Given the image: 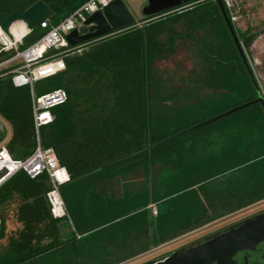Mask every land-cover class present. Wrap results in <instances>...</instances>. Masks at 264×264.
Listing matches in <instances>:
<instances>
[{
	"label": "trees",
	"instance_id": "obj_1",
	"mask_svg": "<svg viewBox=\"0 0 264 264\" xmlns=\"http://www.w3.org/2000/svg\"><path fill=\"white\" fill-rule=\"evenodd\" d=\"M86 1L0 0V24L15 11L44 3L51 12L34 24L24 48L46 32L41 23L56 25ZM186 5L142 28L84 46L64 57V71L35 83L38 95L55 89L67 94L64 104L51 109L53 121L40 129L41 147L52 149L70 175L59 187L67 216L55 219L50 213L46 173L34 179L23 171L16 173L0 188V240L6 236V210L14 202L13 217L21 228L7 237L0 264H120L264 200L263 103L164 141L258 97L224 18L225 14L231 24L224 2L199 0L182 6ZM207 19L220 22L226 65L248 95L234 101L226 97L211 113L180 130L154 136L148 91L152 65L172 52L182 36L175 29L180 21H185L183 35L189 37L196 27L193 20L202 25ZM232 28L239 44L249 49L253 35ZM164 35L167 45L161 40ZM0 118L11 127L9 154L26 159L36 147L30 89L14 87L10 76L0 77ZM4 137L3 129L0 141ZM198 142L207 147L201 156L196 154ZM156 164L174 170L160 193L147 185L131 190L133 184L122 178L141 169L146 181ZM121 179L125 185L116 196L110 186ZM63 221L73 227L66 241L60 239Z\"/></svg>",
	"mask_w": 264,
	"mask_h": 264
},
{
	"label": "rangeland",
	"instance_id": "obj_2",
	"mask_svg": "<svg viewBox=\"0 0 264 264\" xmlns=\"http://www.w3.org/2000/svg\"><path fill=\"white\" fill-rule=\"evenodd\" d=\"M222 1L224 2V0ZM227 1L228 5L226 6L225 2L224 4L230 14L232 27L244 36L253 35V43L249 49L241 43L240 46L247 66L264 98V0ZM123 3L134 19L133 26L101 39L121 34L129 29L142 28L166 16L143 18L141 9L145 0H124ZM173 13L175 14V11L166 14ZM197 21L193 20L194 23L196 22V27H192L194 31L189 37L183 35L187 29L185 21H180L175 29L182 36L176 39L171 46L172 52L167 53L163 58L157 59L152 65V73L148 80V91L151 104V127L154 136L180 130L185 125L192 123L196 117L211 113L220 106L221 102H225L226 97L234 101L237 96L242 99L248 95V91L243 87L242 80L233 77L232 71L228 70L229 68L226 65L228 51L226 40L222 36L220 22L215 19H207L204 24L200 25ZM167 37V35L161 37L165 45L169 43ZM69 54L71 53L63 51V59ZM0 123L4 128L5 135L4 139L0 141V146L6 147L11 137V127L9 123L1 118ZM202 145V142L197 143V146H199L196 150L197 156H201L202 153L207 151V147ZM173 173L174 170L171 167L156 164L153 167L151 176L146 181H144L141 169H135L122 178L133 184L130 186L131 190L147 185L157 194L162 192L167 178ZM123 180L111 183L110 188L114 189L116 196H120L122 186L125 185ZM15 207L16 202L10 204L7 208L6 223L12 220ZM154 210L156 211L153 207L152 213ZM262 210H264V200L188 232L170 242L152 247L148 252L120 264H138L147 259L160 257L182 245Z\"/></svg>",
	"mask_w": 264,
	"mask_h": 264
},
{
	"label": "built area",
	"instance_id": "obj_3",
	"mask_svg": "<svg viewBox=\"0 0 264 264\" xmlns=\"http://www.w3.org/2000/svg\"><path fill=\"white\" fill-rule=\"evenodd\" d=\"M112 1L114 0H87L56 25L41 23V28L47 29L46 32L34 43L24 48L22 46L25 43L22 40L32 32V28L27 29L22 23L23 31L20 28L12 31L9 27L6 33L0 27V77L10 76L14 87H29L36 142L34 152L23 160L12 158L6 147L0 146V188L19 171L25 172L31 179L46 173L51 189L46 193L45 198L50 213L55 219L67 216L64 202L59 194V187L70 181V175L59 163L52 149L41 147L40 129L53 121L51 109L64 104L67 101V94L63 89H55L38 95L34 90V85L65 70L63 51L80 52L81 48L95 41L72 47L68 45L66 36L74 30L88 28L89 26L84 25L87 18L102 11ZM224 2L227 6L228 1L224 0ZM188 6H180L170 12L179 11ZM153 214H156L155 210Z\"/></svg>",
	"mask_w": 264,
	"mask_h": 264
},
{
	"label": "water",
	"instance_id": "obj_4",
	"mask_svg": "<svg viewBox=\"0 0 264 264\" xmlns=\"http://www.w3.org/2000/svg\"><path fill=\"white\" fill-rule=\"evenodd\" d=\"M194 1L199 0H145V3L141 9V15L146 18L152 17L167 10L177 8ZM50 12V9L44 3L37 2L22 13L15 11L10 14L0 24V27L4 32L7 33L9 27L17 22H21L26 25L27 29H31L34 24L37 23V21H39L42 17L49 15ZM224 18L228 25L231 36L236 44L238 52L246 65L258 97L253 102L238 106L227 112L219 114L207 121L179 132L165 139L164 141H169L173 138L183 135L186 132L192 131L222 117L230 115L231 113H234L235 111H238L252 103H264V98L259 92L256 82L247 66L241 46L235 36L231 24L226 19L225 14ZM133 24L134 19L124 5L123 1L114 0L104 7L102 11H98L87 18L84 25L89 26L88 28L85 27L79 31H72L66 36V41L69 46L74 47L127 29L133 26ZM31 33L23 38V43L29 39ZM3 129L4 128L0 123V132ZM263 240L264 212L244 219L243 221L228 228L225 233L217 234L211 240H208L205 243L198 244L195 247H188L187 249L176 250L164 260L152 261L146 264H208L215 259L228 258L239 250L252 249L258 242Z\"/></svg>",
	"mask_w": 264,
	"mask_h": 264
},
{
	"label": "flooded vegetation",
	"instance_id": "obj_5",
	"mask_svg": "<svg viewBox=\"0 0 264 264\" xmlns=\"http://www.w3.org/2000/svg\"><path fill=\"white\" fill-rule=\"evenodd\" d=\"M262 212H264V210L256 212V213L249 215L245 218H242L236 222H233V223L229 224L228 226H226L220 230L206 234V235L202 236L201 238L193 240V241H191L185 245H182V246L176 248L175 250H172L169 253L163 254L160 257L147 259V260L142 261L141 263H138V264H146V263H149L152 261H161V260H164L165 258H167L168 256H170L176 250L187 249L188 247H195L198 244L205 243L206 241L211 240L215 235L225 233L228 230V228H230L231 226L243 221L246 218L253 217V216L260 214ZM125 262H128V261H125ZM208 264H264V240L258 242L252 249L239 250L228 258L215 259Z\"/></svg>",
	"mask_w": 264,
	"mask_h": 264
},
{
	"label": "crops",
	"instance_id": "obj_6",
	"mask_svg": "<svg viewBox=\"0 0 264 264\" xmlns=\"http://www.w3.org/2000/svg\"><path fill=\"white\" fill-rule=\"evenodd\" d=\"M111 189L114 191L113 188H111ZM5 225H6V230H5L6 236H5V238L0 240V252L4 249V247L6 245L7 237L12 236L14 234V231L21 228V224L19 222H17V220L13 216H12V220L9 223L8 222L5 223ZM59 228H60V239L61 240L66 241L67 239H69L71 237L72 232H73L72 225H68V223H65L63 221Z\"/></svg>",
	"mask_w": 264,
	"mask_h": 264
},
{
	"label": "bare ground",
	"instance_id": "obj_7",
	"mask_svg": "<svg viewBox=\"0 0 264 264\" xmlns=\"http://www.w3.org/2000/svg\"><path fill=\"white\" fill-rule=\"evenodd\" d=\"M17 28H20V30L23 31L24 25L21 22H17L11 26V30L15 31Z\"/></svg>",
	"mask_w": 264,
	"mask_h": 264
}]
</instances>
